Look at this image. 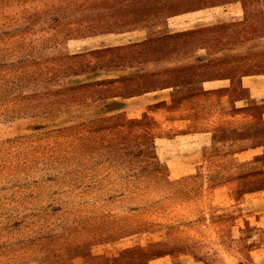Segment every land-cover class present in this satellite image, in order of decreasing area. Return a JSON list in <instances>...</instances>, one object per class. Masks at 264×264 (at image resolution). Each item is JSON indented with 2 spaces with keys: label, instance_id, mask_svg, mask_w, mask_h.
Here are the masks:
<instances>
[{
  "label": "rangeland",
  "instance_id": "rangeland-1",
  "mask_svg": "<svg viewBox=\"0 0 264 264\" xmlns=\"http://www.w3.org/2000/svg\"><path fill=\"white\" fill-rule=\"evenodd\" d=\"M262 82L264 0H0V264H264Z\"/></svg>",
  "mask_w": 264,
  "mask_h": 264
},
{
  "label": "crops",
  "instance_id": "crops-1",
  "mask_svg": "<svg viewBox=\"0 0 264 264\" xmlns=\"http://www.w3.org/2000/svg\"><path fill=\"white\" fill-rule=\"evenodd\" d=\"M256 89L257 91H254L253 93L250 92L248 97L244 98L242 106H244L245 108L243 110L233 112L228 116L229 128L236 130L239 129L244 130L250 126H253V128L256 129L257 126L261 125L255 122V117L250 107L251 106L264 107V82H262V84H260V86H258ZM187 114H188L187 110L186 112L184 111L183 117H187ZM260 115H261L260 120L263 125L264 109L260 112ZM260 133H262V136H260L259 134L255 135V134L247 133L228 141L230 146L228 148L249 155V158H247L246 160H244L243 163L237 166L238 170L242 172L261 170L264 172V159H258L254 157L255 155L264 152V130H262Z\"/></svg>",
  "mask_w": 264,
  "mask_h": 264
}]
</instances>
